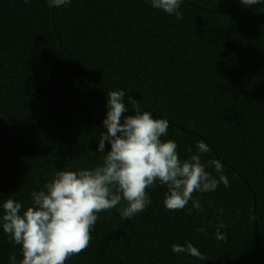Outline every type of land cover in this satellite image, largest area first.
<instances>
[{
    "label": "trees",
    "instance_id": "1",
    "mask_svg": "<svg viewBox=\"0 0 264 264\" xmlns=\"http://www.w3.org/2000/svg\"><path fill=\"white\" fill-rule=\"evenodd\" d=\"M179 10L181 19L150 0H0V212L9 197L26 210L58 170L102 163L112 90L125 92L124 116L134 98L167 119L162 140L182 160L206 143L202 162L219 160L230 183L194 193L204 211L189 214L191 201L166 209L157 182L131 219L119 216L124 201L99 213L90 246L65 264H264V4L182 0ZM189 242L208 259L172 251ZM11 254L19 264L21 246L0 227V264Z\"/></svg>",
    "mask_w": 264,
    "mask_h": 264
},
{
    "label": "clouds",
    "instance_id": "2",
    "mask_svg": "<svg viewBox=\"0 0 264 264\" xmlns=\"http://www.w3.org/2000/svg\"><path fill=\"white\" fill-rule=\"evenodd\" d=\"M69 3L71 0H48L49 7ZM150 3L154 9L182 18L179 10L182 0H150ZM240 3L254 6L264 4V0H240ZM124 96L122 89L108 91V110L103 120L106 131L100 135L97 151L103 157L101 164L56 171L40 190L31 193L32 204L23 212L21 203L15 199L9 197L3 201L0 227L10 242L21 246L19 264H65L90 246L99 213L110 211L124 201L119 216L122 220L131 219L151 204L147 189L157 182L167 186L163 200L166 209L183 210L191 201L189 214L193 209L198 213L204 211L194 193L213 192L221 183L230 187L219 160L202 162L200 154L211 151L206 143L199 141L196 154L182 160L177 143L172 139L162 140L168 135L169 121L142 112L134 98L133 114L124 116L128 111ZM105 142L110 144L107 151ZM209 168L219 175H213ZM217 211L223 215V209ZM225 227L223 220L216 225L217 240L227 239L221 231ZM199 231L207 234L205 227ZM172 251L203 261L208 259L190 242L186 246L173 244ZM9 262L17 264L15 254L9 256Z\"/></svg>",
    "mask_w": 264,
    "mask_h": 264
}]
</instances>
